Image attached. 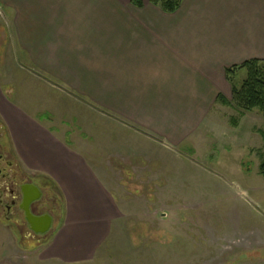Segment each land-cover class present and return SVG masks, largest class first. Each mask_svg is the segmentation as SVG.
<instances>
[{
  "label": "crops",
  "instance_id": "crops-1",
  "mask_svg": "<svg viewBox=\"0 0 264 264\" xmlns=\"http://www.w3.org/2000/svg\"><path fill=\"white\" fill-rule=\"evenodd\" d=\"M0 1L30 66L46 87L72 99L69 117L55 99L41 97L25 101L14 117L0 110L15 153L28 164L24 151L29 149L28 165L57 184L66 223L93 216L111 221L116 214L107 186L113 168L88 151L80 125L88 127L92 120L81 119L78 110L98 111L114 121L115 134L194 142L213 111L226 106L223 99H232L226 70L264 61V0H182L174 13L150 0ZM62 122L76 128L55 132ZM17 124L23 126L24 145ZM104 148L109 155L116 149ZM65 226L41 264L92 262L96 252L78 259V254L70 257L74 249H50Z\"/></svg>",
  "mask_w": 264,
  "mask_h": 264
},
{
  "label": "rangeland",
  "instance_id": "rangeland-1",
  "mask_svg": "<svg viewBox=\"0 0 264 264\" xmlns=\"http://www.w3.org/2000/svg\"><path fill=\"white\" fill-rule=\"evenodd\" d=\"M9 23L8 10L0 1V110L14 117L24 109L25 101L41 97L44 102L55 99L56 106L67 111L62 115L69 117L74 112L68 111L72 99L46 87ZM245 78L242 70L234 80L241 84ZM84 112L78 110L81 119L89 118L92 123L78 125L85 130L88 151L113 168L107 186L115 216L111 221L93 216L89 222L66 223V204L61 206L58 193L44 184L47 194L53 191L59 207L52 229L38 238L40 247L32 248L29 239L1 214L0 264H41L49 243L65 225L50 249H74L70 257L78 254V259H86V251L96 252L90 259L93 263L54 260L48 264H264L262 112L243 114L226 105L213 111L196 141L177 144L160 136L151 140L129 132L115 134L117 123L98 111ZM57 127L55 132L74 130L76 125L60 123ZM15 128L18 142L24 145L23 126ZM110 134L114 137H104ZM105 145L116 148L112 155ZM24 153L31 164L32 153L29 149ZM16 161L27 177L46 176L17 154Z\"/></svg>",
  "mask_w": 264,
  "mask_h": 264
},
{
  "label": "flooded vegetation",
  "instance_id": "flooded-vegetation-1",
  "mask_svg": "<svg viewBox=\"0 0 264 264\" xmlns=\"http://www.w3.org/2000/svg\"><path fill=\"white\" fill-rule=\"evenodd\" d=\"M39 178V176L27 177L21 171L9 136L0 125V211L1 209L4 211V213L0 212V215L2 214V218L8 223H12L23 238H28L29 243L37 247L42 243L38 238L49 233L52 226L48 232L39 233L29 222L25 205L26 201L35 195L32 188L37 187L41 196L31 201L29 205L31 214L37 217L50 215L53 225L56 210L59 208L53 197L54 193L49 191L47 194L43 186L46 183Z\"/></svg>",
  "mask_w": 264,
  "mask_h": 264
},
{
  "label": "trees",
  "instance_id": "trees-1",
  "mask_svg": "<svg viewBox=\"0 0 264 264\" xmlns=\"http://www.w3.org/2000/svg\"><path fill=\"white\" fill-rule=\"evenodd\" d=\"M150 2L160 7L164 12L174 13L180 8L182 0H150ZM242 70L246 71V78L241 84H237L234 80L235 76ZM226 75L232 86V99L230 101L223 99L225 105L235 108L243 114L258 110L264 115V61L257 59L246 61L227 69ZM0 125L7 133V128L1 120ZM260 173L264 175V160L260 165ZM39 177L46 183L45 185L50 186L58 193L63 205V196L57 184L49 177ZM33 247L37 248V246Z\"/></svg>",
  "mask_w": 264,
  "mask_h": 264
},
{
  "label": "water",
  "instance_id": "water-1",
  "mask_svg": "<svg viewBox=\"0 0 264 264\" xmlns=\"http://www.w3.org/2000/svg\"><path fill=\"white\" fill-rule=\"evenodd\" d=\"M32 189L35 192V195L32 197V199L27 200L26 205H25V210L27 212L28 220L36 232L46 233L51 229L53 219L50 215H45L43 217H37L31 214L30 209H29V205L31 201L41 196V192L37 187L32 188Z\"/></svg>",
  "mask_w": 264,
  "mask_h": 264
}]
</instances>
